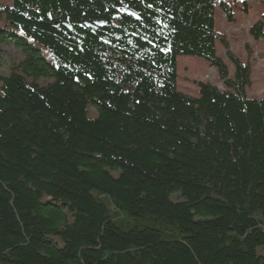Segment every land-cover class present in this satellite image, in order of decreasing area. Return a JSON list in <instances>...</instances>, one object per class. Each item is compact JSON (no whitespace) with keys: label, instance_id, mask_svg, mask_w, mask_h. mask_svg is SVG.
<instances>
[{"label":"trees","instance_id":"16d2710c","mask_svg":"<svg viewBox=\"0 0 264 264\" xmlns=\"http://www.w3.org/2000/svg\"><path fill=\"white\" fill-rule=\"evenodd\" d=\"M215 2L0 4V264H264V98ZM179 56L226 90L179 91Z\"/></svg>","mask_w":264,"mask_h":264},{"label":"rangeland","instance_id":"374dc122","mask_svg":"<svg viewBox=\"0 0 264 264\" xmlns=\"http://www.w3.org/2000/svg\"><path fill=\"white\" fill-rule=\"evenodd\" d=\"M221 1L232 6L236 22L231 23L227 20L220 5ZM1 3L10 4L11 0H0ZM215 10L216 30L226 36L230 48L245 61L248 58L246 45L252 49L250 58L253 63L251 86L247 89V94L250 97L264 98V37L255 41L249 32L250 27L263 16L264 8L260 0H216ZM1 24L2 22H0ZM3 49L5 53L1 61L0 74L7 75L11 64L21 58V51L13 45H3ZM217 53L226 62L229 74L233 77V64L227 58L225 49L220 42H217ZM177 62L178 89L184 94L194 97L199 95V87L194 81L208 82L220 90H226L216 69L212 68L204 59L195 56H179Z\"/></svg>","mask_w":264,"mask_h":264}]
</instances>
